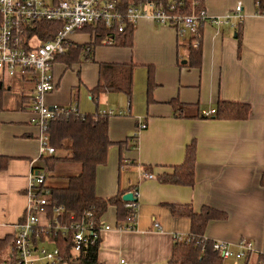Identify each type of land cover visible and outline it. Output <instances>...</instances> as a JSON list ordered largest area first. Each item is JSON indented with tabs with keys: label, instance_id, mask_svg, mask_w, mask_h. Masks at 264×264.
<instances>
[{
	"label": "crops",
	"instance_id": "0c3cea01",
	"mask_svg": "<svg viewBox=\"0 0 264 264\" xmlns=\"http://www.w3.org/2000/svg\"><path fill=\"white\" fill-rule=\"evenodd\" d=\"M238 4L243 8L241 19L201 24L199 68L190 65V35L179 37L173 27L146 18L135 25L132 48L104 42L93 50L94 61L82 57L81 63L71 66L54 63L56 88L46 97L51 108L78 106L80 115L118 110L109 119L110 139L115 144L109 148L106 165H100L96 173L97 198H115L119 190L137 193L135 230L119 227L114 207L101 218L111 230L102 233L99 264L122 260L123 264H169L176 242L189 238L192 228L187 217L172 214L171 206L196 213L211 207L226 214L222 221L209 222L205 239L233 247L251 242L256 255L264 256V15L258 14L255 0H203L211 19L228 18ZM89 39L82 32L71 36L77 45L88 44ZM112 64L134 66L131 98L116 91L94 98L101 66ZM6 77L0 72L4 87L0 153L10 158L7 170L0 172V240L15 237L16 225L24 220L32 172L48 171L44 160L48 157L40 155L39 129L32 110L35 82L30 75H18V81ZM149 81L155 85L152 100ZM173 99L198 105L199 114L210 118H178ZM219 101L250 105L249 119L212 118ZM144 123L147 127L140 130ZM193 141L198 146L195 185L160 181L161 175L172 174L185 162L186 149ZM54 155L66 157L69 152L56 150ZM61 165L74 164L58 163L55 172L47 175L48 187L61 185L60 178L81 171L76 167L64 172Z\"/></svg>",
	"mask_w": 264,
	"mask_h": 264
},
{
	"label": "built area",
	"instance_id": "2783aa9c",
	"mask_svg": "<svg viewBox=\"0 0 264 264\" xmlns=\"http://www.w3.org/2000/svg\"><path fill=\"white\" fill-rule=\"evenodd\" d=\"M120 3L121 0H0V72L9 77L30 75L35 82L32 110L39 129V151L42 158L52 157L56 153L55 148L50 145L48 135L51 121L57 116L79 115L78 106L60 109L46 104V97L56 88L53 74L56 57L64 55L68 47L74 45L71 36L80 33L86 26L98 23H103L109 30L118 29L123 33L126 26L135 27L140 19L146 18L161 26L173 27L179 37L190 35L195 38L194 47L198 48L200 43L197 38L201 24L208 20L215 25L226 24L228 19H241L243 13L241 4L236 5L234 13L228 18L211 19L206 10L180 15L177 13L176 2L163 5L141 0L139 5H131L125 11L120 10ZM42 21L61 23L63 27L54 37H43L37 32L29 33L28 27ZM106 43L112 44L110 40ZM98 115L110 119L116 113L101 111ZM146 127L144 123L140 130ZM47 175L46 169L32 172L26 214L24 220L16 225L17 232L10 255L12 261L2 264H64L65 257L61 248L56 245L57 237L69 238L73 242L71 254H78L87 245L97 246L102 241V233L111 230L102 220L100 227L96 225L93 211L86 212L79 222L62 223L64 206L52 208L53 214L49 208L52 192L46 184ZM134 195L137 199L136 192ZM138 207V201L127 203L131 215L128 226L121 229L132 231L137 228ZM48 243L55 244L54 248L49 249L46 246ZM214 250L225 262L234 260L236 264H244L246 259L252 262L256 255L254 245L246 241L240 242L236 247L225 242H215ZM123 263L124 260L119 264Z\"/></svg>",
	"mask_w": 264,
	"mask_h": 264
},
{
	"label": "trees",
	"instance_id": "16d2710c",
	"mask_svg": "<svg viewBox=\"0 0 264 264\" xmlns=\"http://www.w3.org/2000/svg\"><path fill=\"white\" fill-rule=\"evenodd\" d=\"M146 1V0H144ZM153 3H161L168 5L170 2H176L178 5L177 13L185 16L186 14L200 13L204 9L203 0H147ZM141 0H121L119 8L125 11L131 5H139ZM258 13H264V0H255ZM2 18L0 16V24ZM62 24L57 22H35L31 27H28L29 33L37 32L43 37H54L62 29ZM126 31L120 33L118 29L109 30L103 23H98L95 26H86L81 32L90 35L88 44L68 47L66 53L56 57L59 61L67 66L81 63L83 59L94 61L92 58L93 50L96 46L103 45L104 42L110 40L117 47L134 46L133 36L135 27L126 26ZM202 25L199 27L201 32ZM199 47H194L195 38L191 37L192 44L189 45L190 65L191 67L199 68L202 61V39L201 35L197 38ZM242 42L240 41V48ZM89 49V51H88ZM240 50V49H239ZM101 79L97 88L93 91L94 98L100 94L107 92H124L129 98L133 91V65H102ZM114 73L111 77L110 75ZM118 74V75H117ZM123 74V76H122ZM149 99L152 100V91L155 85L149 81ZM3 93L4 87L0 89V110L3 109ZM174 113L178 118H210L206 115L199 114L198 105H185L173 99L171 102ZM60 109H67L60 107ZM251 106L241 103H231L219 101L215 108V113L212 118L216 120L228 121H246L249 119ZM195 112V114H193ZM48 135L50 136V145L55 150H67L69 155L66 157L52 156L45 158V165L48 167V174L55 172L58 163H72L79 165L81 171L77 175L63 177V184L55 187H48L52 194L50 198L49 208L62 205L65 212L61 219L62 223L71 224L79 222L85 217L86 212L93 211L96 225L100 227L101 218L106 214L108 208L114 207L117 209V224L120 228L125 229L128 225V219L131 215V210L127 208V203L123 201L126 191L119 190L116 197L112 199H98L95 194L96 188V173L100 165H106L108 152L111 146H114L110 139L109 119L101 118L98 114L95 115H68L57 116L51 121L48 127ZM122 145L123 143H119ZM196 142L193 141L186 149L184 163L175 167L172 174H164L159 178L160 181L166 184L181 185L191 187L196 182ZM10 158L0 153V172L6 171ZM261 186L264 187V175L261 180ZM172 207L174 216L187 217L192 222L191 234L189 241H178L174 246V255L169 264H227L222 259L220 254L214 250V242L205 239V230L207 225L212 220H220L226 218V214L220 213L211 207H205L201 212L196 213L186 207ZM53 214V211H52ZM15 237H7L0 240V264L3 262L10 263L12 260L7 256V248L12 243L14 244ZM56 245H58L65 257L64 264H99L98 250L100 243L97 246L87 245L78 254H71L73 242L66 237H57ZM264 264L263 255H255L252 262L244 261V264Z\"/></svg>",
	"mask_w": 264,
	"mask_h": 264
},
{
	"label": "rangeland",
	"instance_id": "374dc122",
	"mask_svg": "<svg viewBox=\"0 0 264 264\" xmlns=\"http://www.w3.org/2000/svg\"><path fill=\"white\" fill-rule=\"evenodd\" d=\"M6 78L7 79H10V80H14V81L20 80L19 77H17V78L6 77ZM116 111H118V110H116ZM63 154H64L63 151L59 152V155L60 156H63ZM76 167H78V169H80V166L79 165H75V164L74 165H69V166L61 165V169H62L61 171H64V172L75 171L76 170ZM60 179H62V178H60ZM48 247L52 248V246H50V245H48ZM227 263H229V264H236L234 260H230Z\"/></svg>",
	"mask_w": 264,
	"mask_h": 264
},
{
	"label": "water",
	"instance_id": "95a60500",
	"mask_svg": "<svg viewBox=\"0 0 264 264\" xmlns=\"http://www.w3.org/2000/svg\"><path fill=\"white\" fill-rule=\"evenodd\" d=\"M0 89H1V84H0ZM123 201L126 203H131V202L137 201V199L135 198L134 193L131 192V193H127L126 195H124Z\"/></svg>",
	"mask_w": 264,
	"mask_h": 264
}]
</instances>
